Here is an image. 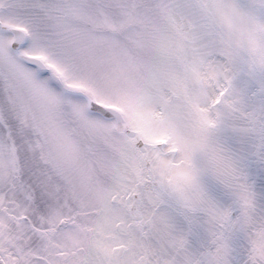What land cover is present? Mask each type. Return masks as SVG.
Segmentation results:
<instances>
[{"label":"snow or ice","instance_id":"1","mask_svg":"<svg viewBox=\"0 0 264 264\" xmlns=\"http://www.w3.org/2000/svg\"><path fill=\"white\" fill-rule=\"evenodd\" d=\"M0 264H264V0H0Z\"/></svg>","mask_w":264,"mask_h":264}]
</instances>
